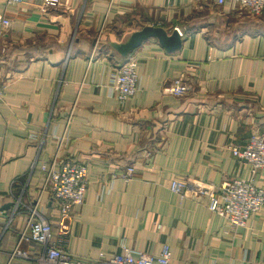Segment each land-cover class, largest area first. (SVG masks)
Returning a JSON list of instances; mask_svg holds the SVG:
<instances>
[{
  "label": "crops",
  "instance_id": "0c3cea01",
  "mask_svg": "<svg viewBox=\"0 0 264 264\" xmlns=\"http://www.w3.org/2000/svg\"><path fill=\"white\" fill-rule=\"evenodd\" d=\"M5 1L0 264H35L9 261L8 253L39 195L41 215L57 220V204L40 194L39 167L54 158L87 167L64 244L72 255L93 261L121 253V244L157 255L167 244L170 264H264V207L226 230L192 186L250 178L264 187V170L251 174L231 151L264 133V19L252 21L233 0H61L47 8L41 0L15 8ZM145 25L179 30L182 46L168 52L149 39L135 49L127 58L137 64L138 90L120 102L111 81L126 58L111 44ZM179 77L190 90L167 93ZM175 179L187 183L183 198L170 188ZM20 248L38 254L43 247L28 239Z\"/></svg>",
  "mask_w": 264,
  "mask_h": 264
},
{
  "label": "built area",
  "instance_id": "2783aa9c",
  "mask_svg": "<svg viewBox=\"0 0 264 264\" xmlns=\"http://www.w3.org/2000/svg\"><path fill=\"white\" fill-rule=\"evenodd\" d=\"M23 0H6V8H15ZM43 8L56 6L61 0H41ZM218 4L226 0H216ZM238 9L247 12L250 16H258L264 13V0H233ZM10 25L6 16L0 17V35ZM181 35L180 31L178 30ZM191 88L188 81L174 78L170 81L165 91L174 96H183ZM111 89L120 102H125L138 90V73L135 60L126 58L121 63L112 78ZM61 147V142L58 149ZM57 149V150H58ZM234 156L244 161L251 174L264 170V133L254 132L242 149L232 147ZM43 184L40 194L47 193L57 204L59 215L55 223L48 221L41 215L38 209L41 195L37 197L33 205L27 206L28 220L26 227L20 232L17 245L8 253L9 261L15 257H21L33 261L35 264H170L171 248L163 245L159 254L137 251L121 244V253L105 257L102 253L93 261L83 260L67 251L64 244L69 235V220L72 217V208L83 203L84 193L88 186L86 165L72 159L50 162L40 165ZM133 167L129 166L123 178L129 179ZM196 195L207 198L208 209L223 216L226 222V230H234L245 225L248 218L264 207V187L253 184L250 178H235L222 181L213 185L203 181H195L192 184ZM186 181L173 180L171 190L185 196ZM20 203L16 199L15 209ZM53 225L56 230H53ZM32 240L42 245V250L37 254L20 248V242ZM198 264V263H187Z\"/></svg>",
  "mask_w": 264,
  "mask_h": 264
},
{
  "label": "water",
  "instance_id": "95a60500",
  "mask_svg": "<svg viewBox=\"0 0 264 264\" xmlns=\"http://www.w3.org/2000/svg\"><path fill=\"white\" fill-rule=\"evenodd\" d=\"M155 39L168 52H176L182 46V38L177 29L168 31L164 27L145 25L131 33L123 42L112 43L111 47L122 57L127 58L143 42Z\"/></svg>",
  "mask_w": 264,
  "mask_h": 264
},
{
  "label": "rangeland",
  "instance_id": "374dc122",
  "mask_svg": "<svg viewBox=\"0 0 264 264\" xmlns=\"http://www.w3.org/2000/svg\"><path fill=\"white\" fill-rule=\"evenodd\" d=\"M246 15H248L249 17H250V19L252 20V21H258V20H262V19H264V13H261L260 15H258V16H250L247 12H245V11H243ZM262 21H264V20H262Z\"/></svg>",
  "mask_w": 264,
  "mask_h": 264
}]
</instances>
